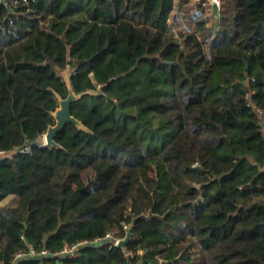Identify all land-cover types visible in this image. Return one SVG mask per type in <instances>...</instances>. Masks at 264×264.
<instances>
[{
  "label": "trees",
  "instance_id": "trees-1",
  "mask_svg": "<svg viewBox=\"0 0 264 264\" xmlns=\"http://www.w3.org/2000/svg\"><path fill=\"white\" fill-rule=\"evenodd\" d=\"M190 2L0 0V264H264V0Z\"/></svg>",
  "mask_w": 264,
  "mask_h": 264
},
{
  "label": "water",
  "instance_id": "water-1",
  "mask_svg": "<svg viewBox=\"0 0 264 264\" xmlns=\"http://www.w3.org/2000/svg\"><path fill=\"white\" fill-rule=\"evenodd\" d=\"M218 5L216 3L213 4V9L215 12H218ZM64 79L66 81L67 87H68V95L66 97H62L61 95L57 94L58 100H59V106L56 108L55 111H53V116L55 118V123L50 125L44 134L45 144L48 145H54L57 147H60V145L56 142L55 137L56 135L65 128L67 123H74L77 127L81 129L87 130V127L83 124V122L79 119H77L71 112V105L72 103L80 100L85 94H95L97 93L95 90H87L83 93H77L72 86L71 83V75L64 74ZM133 234V225L128 227L127 234L124 238H119L116 242V245L121 246L126 250L127 243L131 239ZM110 238L109 236L104 239V241H108Z\"/></svg>",
  "mask_w": 264,
  "mask_h": 264
},
{
  "label": "rangeland",
  "instance_id": "rangeland-1",
  "mask_svg": "<svg viewBox=\"0 0 264 264\" xmlns=\"http://www.w3.org/2000/svg\"><path fill=\"white\" fill-rule=\"evenodd\" d=\"M177 1H179V0H177ZM191 1L192 2L186 4L188 6L185 9L181 8V9L177 10V12L180 14V21L182 23H184V21L190 23V15H191L190 14V10L191 9L189 8V6L190 5H195V8H196L198 6V3H201V5L204 7V10L206 11L207 15H210L211 21L213 19H215L216 15H218V13H216L215 10L213 9V4L214 3H216V4L219 3V8H220L221 2H216V0H191ZM192 3H194V4H192ZM195 8H193V10H196ZM219 8H218V11H219ZM191 25L194 26V24H191ZM183 28H178V29H182L183 30ZM62 73H64V74H68L69 73L71 75V72H70L69 69L62 70L61 74ZM40 141H45L44 137H42L40 139ZM17 203H18V197L16 195H10L9 197H7L6 199H4L3 201L0 202V206H2V207H13V206H16ZM109 238H115V241L118 240L113 234L109 235Z\"/></svg>",
  "mask_w": 264,
  "mask_h": 264
},
{
  "label": "built area",
  "instance_id": "built-area-1",
  "mask_svg": "<svg viewBox=\"0 0 264 264\" xmlns=\"http://www.w3.org/2000/svg\"><path fill=\"white\" fill-rule=\"evenodd\" d=\"M216 2H220V1L219 0L217 1L216 0ZM217 4H218V7H219V3H217ZM42 137H44V135ZM40 142H41L40 144L42 146L46 145L45 144V141H40ZM30 149H31V147H30V145H28V146H25V147H22V148H18L15 152H7L5 150H0V159H4L6 157L11 158V157H13V155L16 152H29ZM77 247H78V245L77 244H74L71 247H66L62 252L63 253L74 254L75 251L77 250ZM43 253H48V251L47 250H44ZM29 254H31V255H37L38 253L33 249ZM23 255H24V253H19L17 255V257H21Z\"/></svg>",
  "mask_w": 264,
  "mask_h": 264
},
{
  "label": "crops",
  "instance_id": "crops-1",
  "mask_svg": "<svg viewBox=\"0 0 264 264\" xmlns=\"http://www.w3.org/2000/svg\"><path fill=\"white\" fill-rule=\"evenodd\" d=\"M3 201V200H2ZM0 207H2V206H0Z\"/></svg>",
  "mask_w": 264,
  "mask_h": 264
}]
</instances>
